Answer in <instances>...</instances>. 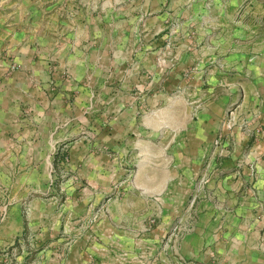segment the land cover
<instances>
[{"label": "crops", "instance_id": "crops-1", "mask_svg": "<svg viewBox=\"0 0 264 264\" xmlns=\"http://www.w3.org/2000/svg\"><path fill=\"white\" fill-rule=\"evenodd\" d=\"M241 5L0 0V214L10 216L0 225V264L56 259L48 241L30 239L29 226L25 233L14 217L23 214V199L33 200L35 172L65 165V156L91 185L98 164H118V156L137 168L136 187L109 202L106 226L141 231L155 218L144 244L154 251L151 264H264V136L255 133L264 131V32L243 34ZM166 22L180 24L166 55L176 64L160 78L159 64H168L161 56ZM128 67L153 80L138 72L96 79L98 71ZM234 106L256 121L201 186L220 121ZM66 135L79 139L66 143ZM99 152L112 158L99 162ZM176 225L172 249L158 254V238ZM130 246L132 256L141 253ZM67 263L98 261L74 255Z\"/></svg>", "mask_w": 264, "mask_h": 264}, {"label": "rangeland", "instance_id": "rangeland-1", "mask_svg": "<svg viewBox=\"0 0 264 264\" xmlns=\"http://www.w3.org/2000/svg\"><path fill=\"white\" fill-rule=\"evenodd\" d=\"M240 11L244 17L243 34L248 36L251 29L255 27L259 32H264V0H242ZM251 16H255L252 18V22L250 21ZM165 25L164 35L166 36L161 45V56L163 60L167 58L168 61L166 55L169 54L170 48L175 46L173 34L180 24L166 22ZM134 61L136 60L133 57ZM137 72L153 77L152 73L148 74L147 71H137L134 67H128L126 71H98L96 79L101 83H104L105 80L117 82L118 79L126 77V74L129 77H134ZM158 75L160 78L164 76L163 72L161 74L158 72ZM99 95V100H103L105 91L100 87ZM102 126L105 127L106 124L103 123ZM84 136L82 135V137ZM64 138L66 143H75L79 136L66 135ZM97 138L100 144L102 139L100 136ZM103 153L100 155L99 152V162L112 158L111 156L106 158V153ZM63 159L65 165L49 166L46 168L45 174L41 171L35 172L32 189L33 200L29 199V195L26 203L23 199L25 207L23 214L14 217L18 226L21 225V228H24L25 233L30 234L29 238L33 241H48L50 255L53 258L56 255V259L51 264H57L58 255L61 260L65 259L64 263L60 260V264H68V258L74 255H84L88 259H96L98 264H138L135 259L139 254L138 251L132 256L125 250L131 247L130 245L140 250L141 247L137 244L142 231L110 230L106 226V222L110 219L109 202L115 197L121 198L128 188L136 187L134 181L137 168L135 167L133 171L132 168L125 166L124 161H121L118 156V164H98L97 177L91 185L87 182L88 180L79 178L78 169L74 171L72 167L68 166L70 161L67 156ZM80 169L85 174L89 173V168ZM95 216H97L96 219ZM9 217L8 214H0V225L4 224ZM26 225L30 228L27 232ZM128 237L131 239L129 243L133 242L130 245H128ZM19 238H25V235L19 236ZM95 240L97 247L92 243ZM108 257L110 260L107 259Z\"/></svg>", "mask_w": 264, "mask_h": 264}, {"label": "built area", "instance_id": "built-area-1", "mask_svg": "<svg viewBox=\"0 0 264 264\" xmlns=\"http://www.w3.org/2000/svg\"><path fill=\"white\" fill-rule=\"evenodd\" d=\"M176 56H171L170 59L168 58L167 66H161L159 64V68L161 70L160 73L163 72L164 76H168L169 73L172 72L174 65L176 64ZM164 62V60L162 59ZM153 80V78H152ZM195 110L200 108L198 103H194ZM249 117L243 116L237 106L229 108L223 118L220 121V128L218 134L213 142V151L210 153L209 161L206 163L207 172H205L200 177V185L204 186L208 183L209 178L212 173V165L216 161L218 157H226L231 153H234L235 147L237 148L238 143V135L239 133L242 134L244 137L248 135L251 130V126L256 121V116L253 114H248ZM255 133H258L259 136H264V131L256 130ZM261 139L257 141L256 144L253 145L252 150L250 153L256 152V150L260 147ZM231 146L233 148L231 149ZM248 153V155H250ZM242 158H239L238 163L241 164ZM97 216H95L96 219ZM155 224V218L149 219V226L144 227L142 231L141 238L138 240V244L141 248L139 253L135 259L136 263L138 264H151V259L154 257V251L151 247H144L145 240L147 239L145 236L150 233L153 225ZM178 225L173 226L171 230L166 232L162 237L158 238L157 243L158 245V254H166L168 250H171L174 244L175 237L178 234ZM126 256L128 254H125Z\"/></svg>", "mask_w": 264, "mask_h": 264}]
</instances>
